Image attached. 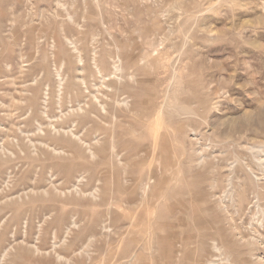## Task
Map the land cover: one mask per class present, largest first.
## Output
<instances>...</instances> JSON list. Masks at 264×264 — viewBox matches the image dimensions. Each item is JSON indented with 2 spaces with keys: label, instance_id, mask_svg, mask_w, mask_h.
Here are the masks:
<instances>
[{
  "label": "rangeland",
  "instance_id": "374dc122",
  "mask_svg": "<svg viewBox=\"0 0 264 264\" xmlns=\"http://www.w3.org/2000/svg\"><path fill=\"white\" fill-rule=\"evenodd\" d=\"M0 264H264V0H0Z\"/></svg>",
  "mask_w": 264,
  "mask_h": 264
},
{
  "label": "bare ground",
  "instance_id": "6f19581e",
  "mask_svg": "<svg viewBox=\"0 0 264 264\" xmlns=\"http://www.w3.org/2000/svg\"><path fill=\"white\" fill-rule=\"evenodd\" d=\"M134 155H135V154H134ZM136 155H137V154H136ZM139 156H140V155H139ZM129 159H130V158H129ZM80 165H81V163H80ZM80 165H79V166H80ZM133 167H134V166H133ZM135 167H136V166H135ZM118 199H119V198H118ZM149 206H152V205H149ZM146 211H147V210H146ZM74 225H75V224H74ZM103 227H104V226H103ZM88 233H89V232H88ZM88 235H89V234H88ZM152 241H153V240H152ZM79 244H80V243H79ZM71 245H72V244H71ZM62 246H63V245H62ZM62 246H61V247H62ZM68 249H69V248H68ZM139 249H140V248H139ZM134 254H135V253H133V255H134Z\"/></svg>",
  "mask_w": 264,
  "mask_h": 264
}]
</instances>
